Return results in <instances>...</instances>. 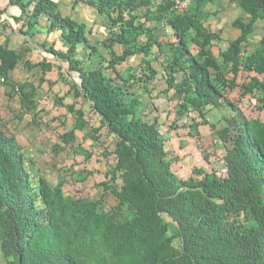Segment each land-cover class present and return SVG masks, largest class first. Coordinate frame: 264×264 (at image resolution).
<instances>
[{
	"label": "trees",
	"instance_id": "trees-1",
	"mask_svg": "<svg viewBox=\"0 0 264 264\" xmlns=\"http://www.w3.org/2000/svg\"><path fill=\"white\" fill-rule=\"evenodd\" d=\"M189 1L188 9L178 12L171 0H73V8L84 3L104 17L108 36L93 43L88 37L93 28L64 15L58 1L8 0L20 11L11 18L27 43L41 31L59 32L66 50L55 43L42 46L68 62V71L61 72L69 94L87 103L99 120L96 126L84 106L66 104L74 126L59 136L54 153L66 150L76 129L87 130L94 144L112 143L114 161L95 196H71L62 184L35 172L10 128L14 108L0 109V252L5 264H264V121L241 115L231 96L237 90L241 97L264 100V0H229L240 9L232 25L241 33L219 54L214 48L224 43L222 31L206 21L218 12L206 10L216 0ZM9 28L14 29L3 24L0 38ZM259 28L260 40L250 42ZM9 42L8 35L0 43V85L9 100L20 91L19 119L31 112L36 122V86L15 80L22 58ZM136 55L142 59L132 66L129 59ZM24 64L41 72L40 82L53 70L45 59ZM160 75L165 89L155 97L173 91L177 101L169 131L184 128L199 140L200 128L209 127L221 146L206 148L209 166L194 167L186 178L173 169L178 157L168 149L159 118L142 113L140 95L152 97ZM213 110L223 112L219 122L210 121ZM78 174L82 181L87 178ZM108 194L117 199L110 208Z\"/></svg>",
	"mask_w": 264,
	"mask_h": 264
},
{
	"label": "rangeland",
	"instance_id": "rangeland-1",
	"mask_svg": "<svg viewBox=\"0 0 264 264\" xmlns=\"http://www.w3.org/2000/svg\"><path fill=\"white\" fill-rule=\"evenodd\" d=\"M72 1L58 0L62 13L76 19L88 17L87 25L91 27L94 23L92 19L96 14L94 12L86 13L80 5L74 7L75 9L72 8ZM206 10L208 12H216L218 10L215 16H208L206 21L214 30L222 31L224 43L217 44L214 48L215 53L219 54L220 48H224L229 39H233L241 33L238 28L232 25V22L240 15V9L235 8L231 4L229 5L225 0H216V2L209 3ZM107 35L108 30L102 26L100 27L99 24L96 28V35L92 36L88 34V37L90 36L91 42L94 41L96 43L104 40ZM262 35V29H257L250 37V42L257 43ZM10 36L14 40L12 45L22 58V61L20 60L15 70V80L18 83L28 80L36 86L34 97L40 111L36 122L32 121L31 112L25 114L23 119L20 120L18 116L20 91L16 89L14 98L9 100L5 94L6 89L0 85V109L6 111L9 106H12L17 114V116H14V114L8 116L10 118V128L16 135L17 142L27 152L28 157L32 159L35 172L47 176L54 184H62L63 190L71 196H95L99 190L97 185L105 179L104 174L109 165L114 161V155L110 153L114 149L112 143L109 142L105 146L99 143L94 144L87 130L76 129V139L71 142V146H67L66 150L59 151L58 153H54L53 149V145L59 140V136L74 126L73 114L66 108V104L76 102L77 108L84 106L88 115V121L92 123L96 122V126L99 125L98 117L91 111L90 106L81 99L69 94V83L62 75V72L68 71V62L60 61L57 57L43 49V42L46 41L48 44L55 43L57 48L66 50V47L62 46L59 41V32L47 34V31H44L41 35L39 34L29 39V43L25 39L23 40L21 33L15 37L14 33L11 32ZM3 41L4 37H1L0 43ZM28 44L32 45L29 49H27ZM114 49L118 53H122L121 45L115 44ZM101 51L105 54L107 53L104 47H101ZM26 59H29L31 62H39L43 59L48 60L53 64V70L49 72L45 81L40 82L39 77L41 72H37L36 70L29 71L24 64ZM141 59L142 55L133 56L129 59V64L135 66L140 63ZM60 65L62 69L59 68ZM154 65L158 69L161 67L156 63ZM71 76L77 79V73H72ZM154 85H156V88L152 97H149L147 94L140 95L144 103L142 113L146 115L147 119L159 118L161 133L167 138L168 149L178 157L173 162V169L180 177L186 178L192 174L194 167L209 166L204 156L206 148H209V151H211L212 149H216V147L217 150L221 149V146H217L215 142L216 135L209 127L202 126L200 128L199 140L189 136L188 131L184 128L177 131H169V125L175 117L173 108L177 101L174 99L173 91L169 94H160L159 98L155 97L159 94L160 90L165 89V79L161 75L158 80L154 81ZM231 96L239 102L238 107L241 115L245 117H259L264 121V100L261 101L259 98L251 96L241 97L237 90ZM60 98H63V104L57 103ZM4 111H1V113L3 114ZM214 111L209 113V119L213 122H219L223 112L214 113ZM103 132L104 130H102ZM106 146L108 147L107 152L104 150ZM215 158L212 157L211 161L218 163ZM89 172H92V174H89ZM78 173L87 175V178L84 181L80 180L81 176ZM105 203L110 208L117 203V199L113 195L108 194L106 195ZM0 264H5L1 252Z\"/></svg>",
	"mask_w": 264,
	"mask_h": 264
},
{
	"label": "crops",
	"instance_id": "crops-1",
	"mask_svg": "<svg viewBox=\"0 0 264 264\" xmlns=\"http://www.w3.org/2000/svg\"><path fill=\"white\" fill-rule=\"evenodd\" d=\"M56 1H58V0H56ZM225 1L230 5L229 0H225ZM78 5H80L85 10L86 13L87 12H94L96 14V16H94L93 19H92L93 22H94L93 25L91 27H88L89 29L93 28L94 32H93V34H89V35H92V36L96 35V28H97V26L99 24H100V27L102 26L103 28L107 29L106 28V25L104 24V22H105L104 17H102L95 8L90 7V6H88V5L84 4V3H80ZM78 5H76V6H78ZM232 6H234V5H232ZM19 14H20L19 9L16 6L10 5L9 2H8V0H0V31L3 29V24L4 23H9V25H12V27L14 28V29H11V28L5 29L4 32H2V33H4V35L2 36V37H4V39H5L6 36L10 35L11 32L14 33V36L15 37H17V35L20 34L19 31H18V27H20V25L18 23L14 22V20L11 18V15L15 16V15H19ZM242 14L243 13H241V15ZM7 18H9V19H7ZM82 18L83 19H81V18H77V19L74 18V19H76V20H78L80 22H84L87 25L88 24L87 20H89L88 17H86V18L82 17ZM45 24H46V18H42V25H43V27L45 26ZM42 33H44V31H41L40 35ZM21 35L23 37V40L26 39V37H24L23 34H21ZM37 35H39V34H37ZM239 35L240 34H238L235 38H237ZM12 38L13 37L10 36V42H9L10 44L9 45H10V47L12 49H14L17 52L16 48L12 45L14 43V40ZM89 38H90V36H89ZM90 40H91V38H90ZM44 42H46V41H44ZM93 43H94V41H93Z\"/></svg>",
	"mask_w": 264,
	"mask_h": 264
},
{
	"label": "built area",
	"instance_id": "built-area-1",
	"mask_svg": "<svg viewBox=\"0 0 264 264\" xmlns=\"http://www.w3.org/2000/svg\"><path fill=\"white\" fill-rule=\"evenodd\" d=\"M171 1L173 3V9L178 12H182L188 9L190 3L189 0H171Z\"/></svg>",
	"mask_w": 264,
	"mask_h": 264
}]
</instances>
